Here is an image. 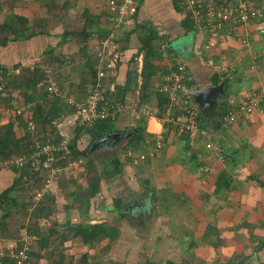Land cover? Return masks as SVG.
I'll use <instances>...</instances> for the list:
<instances>
[{"label":"rangeland","instance_id":"374dc122","mask_svg":"<svg viewBox=\"0 0 264 264\" xmlns=\"http://www.w3.org/2000/svg\"><path fill=\"white\" fill-rule=\"evenodd\" d=\"M87 9L88 15L92 17L93 9L94 13L99 10L111 11L117 16L116 10L111 9L107 0H0V23L4 22L9 15H23L29 20L30 30L27 31L28 33L34 30H43L46 33L0 46V64L12 72L15 70L14 65L20 63L21 66L16 72L20 76L27 74V71H23V69H34L38 65L42 70L44 69L45 76L49 74L58 86L60 93L57 95L61 96L64 101H77L79 96L77 93L82 89L81 84L84 78L89 79L86 83L87 92L93 90L92 80L88 74V61L91 63L98 61L97 65L99 66H110L122 55L121 46L125 47L126 45L125 41L115 44L112 39L102 40L97 35L99 33L97 24L86 28L93 34L90 35V39L84 40L80 31L85 29L87 23L88 17L85 15ZM112 25L114 26V22ZM64 30L72 32L64 42H61L63 36L60 33ZM139 34L140 32H137L134 40L127 43L126 50H129L130 53L135 54L141 46ZM119 35H121L120 31H117L114 37L120 38ZM188 37L175 40L174 47L184 46ZM15 43L17 44L15 45ZM103 50H105L104 53ZM116 70L118 68L114 70L111 68L108 74L105 72L106 75L101 81L102 92L109 89L111 91L109 97L112 100L121 86L120 78L114 73ZM30 76H33V73ZM43 83L44 81L40 83L41 86H38L39 90L44 89ZM6 84H3V89L0 91V104L7 106L11 103L20 106L31 104L30 109L32 110L35 101L29 100L28 102L22 88ZM28 93L36 94L37 92L30 89ZM139 95L140 92L137 96L139 97ZM152 101L153 98L149 99L147 105ZM129 102L131 103L130 115L134 118L131 119L133 122L138 116L144 117L146 120L150 116L147 112L157 110L153 103L150 104L152 105L150 111L143 110L145 104L137 103L135 104L136 108L140 105L141 109L139 112L133 106L135 99H131ZM8 116L6 114L2 117L3 123L13 120ZM22 120V117L13 120L16 133L21 136L25 135L28 130L21 123ZM153 122L157 124V122ZM79 123L77 115L70 113L59 119L55 124L56 131L53 134L49 131L44 132L42 129L40 134L41 136H50L48 138H56L60 135L62 137L60 142L68 147ZM133 125H137L136 121ZM129 138L123 139L118 144H107V147H104L103 144L99 147L101 150L99 148L89 150L99 172L103 171L105 166L111 168L112 157H118L121 160V172L113 178L106 177L107 179L101 182V191L90 200V207L85 206L81 200L75 202V197L70 194L75 191L78 184H81L83 189L88 186L85 181L90 176L87 172L89 159L84 157L75 162L70 161L65 168L56 172L49 185L43 186L45 182H38L34 179L29 185H26L27 187L13 192L16 203L13 201L14 205L11 211L0 212V217L5 215L7 221L6 231L3 233L0 231V257L6 253L14 256L17 247L21 248L28 241L31 245L30 251L38 254V256L36 254L31 256L29 253L31 259L29 264H148L154 261L166 264L168 259L175 261L176 264H224L228 260L239 261L241 259L256 263L264 261V252L259 257L255 253L251 254L255 251L256 246L250 249L249 245H245V247L241 243L234 245L231 243L234 241V237L230 239L229 236H225L228 235L225 231L232 230L236 223L228 220L227 215L223 217L218 215L214 219L211 209L217 208V204H214L213 208L208 206L205 217L208 219L202 221L198 214L200 207H197L194 201L193 203L186 202L187 195L184 193L181 195L171 193L170 196V192L166 188H162L157 194L159 199H154V193L148 187H155L150 185V182L148 184L145 182L143 174L150 156L145 160L128 162L127 152L132 149L126 148ZM88 143L89 137L85 136L80 147L83 149ZM143 146L145 145L141 144L142 148L134 149L143 150L144 153L150 152L152 145L148 148ZM1 165L3 167L0 170H10L11 166ZM46 172L49 174L51 169L47 168ZM42 173L44 174V171ZM6 175L7 178H10L11 173H6ZM10 180L11 178L9 181L3 180L4 183L0 186V191L6 187L8 182L10 183ZM37 192L41 194V199L46 193L53 194L56 198L55 202H52L53 214L49 218L39 219L42 234L48 236L47 246L44 248L40 245V238L29 233L30 227L36 223L33 214L34 206L38 203ZM213 192L216 198L223 199L224 193H221V190L216 191L215 188ZM166 195L167 198L164 197ZM29 197L33 202L31 206L28 204ZM115 197L123 199L125 204L122 209L125 213L123 217L120 211L113 210L108 206L114 204ZM142 199L146 201L141 206L132 205L136 202L140 203ZM190 199L192 200V198ZM169 202L172 207H168ZM218 203L220 204L221 201ZM227 205L229 204L224 200L222 206L226 207ZM130 206L131 208H129ZM166 208L174 214L172 220L168 215L161 213L163 209L166 211ZM84 222H105L117 225L120 230L119 235L115 240L105 238L93 245H87L80 236H76L74 233L76 225ZM213 225L217 228L215 229ZM51 229L58 231L50 234ZM220 234L222 235L220 236ZM183 245L190 247L191 251L189 249L185 251ZM252 249L253 251H251ZM244 251H248L249 254L245 255Z\"/></svg>","mask_w":264,"mask_h":264},{"label":"crops","instance_id":"0c3cea01","mask_svg":"<svg viewBox=\"0 0 264 264\" xmlns=\"http://www.w3.org/2000/svg\"><path fill=\"white\" fill-rule=\"evenodd\" d=\"M180 5H182L181 0ZM92 13L97 17L100 16L105 26L115 31L105 40L112 39L115 44L125 41V46L130 43L129 41L134 40L137 33L134 31L136 22L131 15L125 17L121 27L113 29L112 22L115 19L108 16L112 14L111 11L99 10L94 13L93 9ZM186 13L176 10L174 0H144L141 6L138 22L148 21V24L158 29L162 36L165 35L164 38L170 42L166 43L172 48V51H168L162 45V60L153 85L163 72L176 67L179 63H185L195 75L193 91L216 86L213 84V79L217 78L221 81L217 85H223V92L218 94L219 100L214 107L201 109L204 126L187 138L178 134L170 125H165L156 115H148L145 120L147 131L157 138L163 136L164 144L162 152L149 157L145 165L146 171L143 173L144 179L149 180L150 185L157 189L166 188L170 196L171 193L186 194V202L194 201L197 207H200L198 214L202 221L208 219L205 218L208 206L213 208L214 204H217V208L211 209L213 218L227 215L228 220L236 223L232 230L225 231L228 235H224L229 236L230 239L234 237V241L231 242L234 245L241 243L244 247L249 245L250 249L256 246L251 254L255 253L259 257L264 252V35L258 33L255 23L247 27H239L233 33L223 29L215 38L216 46L208 52L205 49L210 38L208 33L200 32L194 25L192 27L187 21ZM117 31H120L121 41L114 37ZM246 33L249 38L247 45L241 43L239 39L240 35ZM128 34H130L129 39H127ZM186 36H189L187 43L181 48H175L173 42ZM121 48L122 55L119 57L121 63L117 75L120 78V89L126 91L127 97L124 104L121 103L123 106L117 120L120 127H128L135 122L131 120L134 118L130 115L129 101L135 99L133 106L136 110L135 104L140 102L137 94L140 92L143 54L138 56L137 62H131L133 53L126 50L128 47L121 46ZM224 86L225 89L227 88L226 91ZM254 94L260 95L258 109L251 114L240 116L232 125H217L219 121L217 113L223 103H226L227 107H234L249 100ZM152 98L155 101H152L153 106L156 107L155 95H152L150 100ZM156 109L152 111L153 114L158 112L157 107ZM166 126L172 128L168 134ZM207 143H212L213 147L208 148ZM193 154H197L198 161L209 168L207 171L197 167V159ZM223 171H228L231 186L229 189L221 190L224 196L222 195L223 199H218L213 195V190ZM6 173L10 174L11 171H0L2 176L0 186L4 183L3 180L9 181L11 178V176L7 178ZM224 200L229 204L226 207L222 206ZM168 207H172L171 203ZM161 213L168 215L170 220L174 218V214L170 209L168 211V208L166 211L163 209ZM213 227L217 228L215 225ZM244 254L249 253L244 251Z\"/></svg>","mask_w":264,"mask_h":264},{"label":"trees","instance_id":"16d2710c","mask_svg":"<svg viewBox=\"0 0 264 264\" xmlns=\"http://www.w3.org/2000/svg\"><path fill=\"white\" fill-rule=\"evenodd\" d=\"M108 1V0H107ZM135 4V12L131 15L133 17V20L136 22V29L134 31L140 32L139 38L141 41V46L136 51L135 54L131 56V62L136 61L138 56L140 54H143V64H142V70H141V84H140V95L138 102L140 105L145 104L143 107V110L151 109L152 105H147V101L152 97V95H155V98L157 99L156 107L158 108V112H156L157 117H162L163 112L166 107L167 98L164 94L154 90V77L159 72L160 68V62L162 60V51L161 48L165 46L168 51H172V48H170V42H167L166 38L162 36L158 29H156L153 25H149L148 21L138 22L139 17V11L141 9V6L144 4V0H133ZM123 2L118 1V4H122ZM174 4L176 6L177 11H184L185 7L183 5H180V0H174ZM105 12V11H104ZM107 12V11H106ZM92 13L90 12V15ZM188 14V13H186ZM85 15L87 18V23L85 26V29L80 31V34L83 36L84 40L90 39V35L93 34L92 31L87 30V26L91 27L93 24L98 25V31L97 34L102 40L108 38L111 35L112 30L110 28H107L105 24L102 22V19L97 17V15L93 14L92 16L88 15V9L85 12ZM111 19H114L115 15L114 13L108 15ZM187 21L192 25L193 22L187 15ZM110 19V20H111ZM114 22V20H113ZM29 20L24 17L23 15H9L4 22L0 23V46H6L11 41H17V40H26L31 39L32 37L40 34H46L43 30L40 31H31L28 33L27 31L30 30V27H28ZM112 28V27H111ZM133 31V32H134ZM72 31L64 30L60 34L63 36V40L61 42H64L66 38L71 34ZM74 32V31H73ZM129 35L127 39H129ZM117 40H122L121 38H115ZM101 40V41H102ZM167 42V43H166ZM163 45V46H162ZM127 48V46H125ZM165 48V49H166ZM89 60V59H88ZM97 63H91L88 61L87 67H88V74L89 78H91L92 86L95 87L98 80H97ZM121 63V59L118 58L116 69L119 68V65ZM21 66L20 63H17L14 65V71L12 74H9L7 68H5L4 65H0V83L5 81V83L8 84V86L12 84L15 88H22L24 90V94L26 96V100L29 102V100H34L35 102L32 107L33 117L37 125V130L40 133L41 129L44 132L49 131L50 133H54L56 130V123L59 121V119L67 114L74 113L75 107L69 104L68 101H64L61 96L57 95L56 93L50 94L49 91L46 89L45 86H42L44 89L39 90L38 86H41L40 83L46 79L45 71H43L38 65L34 69L25 68L23 71H27V74L20 76V74H16V70ZM169 71V70H168ZM15 72V73H14ZM33 73V76H30V74ZM47 75V74H46ZM116 76V75H115ZM103 79V78H102ZM89 81L88 78H84L81 84V90L77 93L79 96L77 97L78 101L85 100L89 96L90 92H87V85L86 83ZM102 81V80H101ZM221 81L217 78L213 79V84L217 85ZM225 82V81H224ZM6 84V85H7ZM102 84V83H101ZM40 87V88H42ZM192 87L195 88V83L192 84ZM226 86H224V90ZM32 89L35 90L37 93L32 94L28 93V91ZM102 89V87H100ZM105 95V100L108 102L107 107L110 108L112 106H116L115 103H123L125 102V99L127 97L126 91H123L119 89L116 96H114L113 100L110 99L109 94H111V91L108 89L103 92ZM100 101L99 107L101 108L104 105V101ZM5 105V104H3ZM139 105V106H140ZM7 106V105H5ZM105 106V105H104ZM139 106L137 107V111L141 112L139 109ZM200 107V106H199ZM233 108L232 106L227 107L226 103H223L222 106L218 110V126L222 125V119L223 116L229 111V109ZM200 107V115H199V126L203 127L204 124L202 123V114ZM121 112V111H120ZM119 112V113H120ZM118 115L114 118L111 115H109L106 118H98L94 122L90 124H79L75 128V135L72 138V140L69 142L68 147L66 149L65 153H62L61 151H55L54 155L56 156V161L52 162V165L54 168H65L67 164L72 161L75 162L77 160L84 158H88V164H87V172L90 174L88 179L85 181L86 184H88L86 189H83L81 184L77 185V188L75 191H72L70 193L72 196L75 197V202H78L81 200L85 206L90 207V200L95 197L100 191H101V182L106 177L113 178L116 174L121 172V160L118 157H112L110 160L111 162V168L108 166H105L104 170L99 172L96 169V164L94 159L89 154V150L91 149L92 145L95 141L101 139L102 137L116 133V132H131L136 131V133L131 136L128 139L126 148H142L141 144H144L148 148L149 144H154L156 137H153L152 133H149L147 131V127L145 125V118L144 117H136L137 125L131 124L128 127H120L118 124ZM20 118V117H19ZM21 123L24 127H27L26 120L22 117ZM133 126V127H132ZM49 127V128H48ZM28 128V127H27ZM166 129L170 133V130L172 129L169 126H166ZM185 135V138L188 137V135H191V133H185L182 134ZM88 136L89 137V143L82 149L80 147L81 141L83 137ZM48 135L39 136L40 139H47ZM54 137V136H53ZM61 136L58 135L56 138H51L54 141H60ZM147 139L149 141L147 142ZM162 139L164 140V137L162 136ZM33 136L29 130H27V133L23 136L17 135L16 129H15V122L13 120H9L0 126V161L9 159L12 156L21 155L24 153H28L32 149L33 144ZM102 146V145H101ZM107 144H104V147H107ZM101 147V148H104ZM189 146L187 145L186 148ZM99 148V147H98ZM100 149V148H99ZM101 150V149H100ZM64 152V151H63ZM195 159H197V167L200 168V166L203 163H200L198 161V155L193 154ZM128 159V162H132L133 160L126 156ZM228 158V156H227ZM46 156L42 158V160H45ZM200 163V164H199ZM11 172V180L10 184H8L0 193V212L9 210L11 211L13 207V201L16 203L15 196H13V192H18L21 189H23L26 185H29L32 180L36 179L38 182H45L47 178V167L41 163L39 168L32 167L30 165H25L23 167H16L12 165L10 167ZM2 171V170H0ZM44 171V174L42 173ZM46 172V173H45ZM13 173V175H12ZM147 184L149 180L145 181ZM44 186V184H43ZM231 186V177H229L228 172L223 171L217 181H216V191L223 190L225 188L229 189ZM27 187V186H26ZM148 189L152 190L153 198L159 199V189L157 188H150ZM156 189V190H155ZM156 193V194H155ZM85 194V196H82ZM167 198V195L164 196ZM163 197V198H164ZM29 206L33 205L32 198L29 197L28 199ZM56 198L52 194L46 193L42 199L37 200V204L34 206V214L33 216L36 218L35 225H32L30 228L29 233L32 235H37L41 240V247L44 248L47 246V240L48 236L42 234L41 226L39 219L43 218H49L51 214H53V205L52 202H55ZM166 204V203H165ZM124 202L122 197H115L114 204L108 205L109 207H112L113 210L120 211L121 216H125V213L122 211L124 207ZM155 207V206H154ZM165 207V206H164ZM69 222V221H68ZM7 229V221L5 215L0 217V231L3 233ZM57 229H51L50 234L57 232ZM119 227L117 225H111L105 222L101 223H79L76 225L75 229V235L80 236L83 240V242L87 245H93L96 242H99L100 240H103L105 238H108L110 240H115L117 236L119 235ZM64 237V236H63ZM264 244V242H263ZM185 246V245H183ZM20 249V247H17V251ZM189 249L191 251L190 247L185 246L184 250L186 251ZM31 250V249H30ZM32 256V254H36L33 251L29 252ZM2 258V259H1ZM29 260L30 257H29ZM0 264H16V259L13 255L10 253H6L3 256L0 257ZM37 264V263H34ZM148 264H161L160 262H150ZM166 264H176L175 261L168 259ZM224 264H264V261L259 262H249L245 259H241L239 261H233L228 260Z\"/></svg>","mask_w":264,"mask_h":264},{"label":"built area","instance_id":"2783aa9c","mask_svg":"<svg viewBox=\"0 0 264 264\" xmlns=\"http://www.w3.org/2000/svg\"><path fill=\"white\" fill-rule=\"evenodd\" d=\"M118 1L123 2L118 4ZM182 5L185 7L187 15L192 20L195 29L200 32L208 33L209 42H207L205 49L209 52L217 44L215 39L219 31L223 29L228 33H233L237 28L251 25L255 23L257 25L258 33L264 35V0H181ZM108 4L111 9L116 10L117 16L114 20V28L122 26L125 21V17L132 15L135 12V4L133 0H108ZM128 14V15H127ZM115 32V31H113ZM241 43L249 44L248 34L240 35ZM105 50H103V53ZM102 53V54H103ZM101 56V55H100ZM118 61V60H117ZM110 66L97 65V84L93 87V90L85 100L81 101H68L70 105L75 107V114L78 117L79 124H90L98 118H106L109 115L116 117L122 109V104L115 103L116 106L110 108L107 107L108 102L105 100V95L102 92L101 80L111 68L116 69L115 62ZM13 72V71H12ZM12 72H8L12 74ZM17 72V70H16ZM106 72V73H105ZM117 75V70L114 71ZM195 82V75L188 68L185 63H179L176 67H171L169 71L163 72L154 87L155 90L164 94L167 98L165 110L160 120L165 125H170L178 134L195 133L200 131L199 115L200 109L193 96L192 84ZM5 83H0V91ZM43 85L49 91L50 94H59V88L51 79L50 75H46ZM5 87V86H4ZM260 95L254 94L249 100L243 101L237 106L229 109V111L223 116L222 125L229 126L235 123L240 116L251 114L253 111L259 108ZM104 101V105L100 108V101ZM31 104L27 106H20L15 103L5 106L0 104V126L3 124L4 115H9L8 118L13 120L23 117L27 122L28 130L33 136L32 150L28 153L21 155H14L6 160L0 161V169L5 166L23 167L30 165L32 167L39 168L41 163L45 165L51 172L47 174L44 186L49 185L52 181L53 175L60 171V168H54L53 161H56L55 151L66 152L67 145L65 146L60 141H54L51 138L40 139L41 134L37 130V125L31 111ZM148 115L154 116L153 112H147ZM7 118V119H8ZM7 121V120H6ZM9 121V120H8ZM149 139H147V142ZM163 139L156 137L152 150L144 153V151H137L135 149H129L127 156L133 161L145 160L148 156L154 157L163 149ZM207 147H213L212 143H207ZM64 151V152H63ZM46 156L45 160H42ZM209 168L205 165L200 166V170L207 171ZM41 194L36 193V200L41 199ZM30 243L26 241L21 248L16 252L15 259L16 264H29V251L31 249Z\"/></svg>","mask_w":264,"mask_h":264},{"label":"water","instance_id":"95a60500","mask_svg":"<svg viewBox=\"0 0 264 264\" xmlns=\"http://www.w3.org/2000/svg\"><path fill=\"white\" fill-rule=\"evenodd\" d=\"M221 92H223V85L222 84L216 85V86H211V87H204V88L195 89L193 91V96L201 108L209 109V108L214 107V105H216V103L219 100L218 94ZM135 133H136V131L116 132V133L106 135V136L102 137L101 139L95 141L94 144L92 145L90 151L100 147L103 144H108V145L118 144L123 139L129 138V137L133 136ZM145 199H142L140 201V203L136 202V203H133L132 205L133 206H137V205L141 206V204L146 201ZM131 206L129 208H131Z\"/></svg>","mask_w":264,"mask_h":264},{"label":"bare ground","instance_id":"6f19581e","mask_svg":"<svg viewBox=\"0 0 264 264\" xmlns=\"http://www.w3.org/2000/svg\"><path fill=\"white\" fill-rule=\"evenodd\" d=\"M82 23V22H81ZM88 27V26H87ZM57 54V53H56ZM87 58V57H86ZM44 70V69H43ZM19 74V73H18ZM74 132V131H73ZM28 215H29V213H28ZM2 259V258H1Z\"/></svg>","mask_w":264,"mask_h":264}]
</instances>
